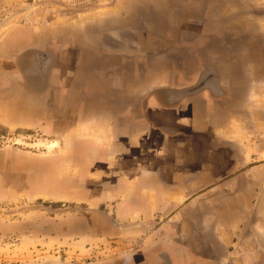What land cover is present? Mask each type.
Instances as JSON below:
<instances>
[{"label":"crops","instance_id":"0c3cea01","mask_svg":"<svg viewBox=\"0 0 264 264\" xmlns=\"http://www.w3.org/2000/svg\"><path fill=\"white\" fill-rule=\"evenodd\" d=\"M0 23V126L78 165L47 156L40 190L19 161L41 157L1 149L0 201L112 199L133 249L80 264H264V0H0Z\"/></svg>","mask_w":264,"mask_h":264},{"label":"rangeland","instance_id":"374dc122","mask_svg":"<svg viewBox=\"0 0 264 264\" xmlns=\"http://www.w3.org/2000/svg\"><path fill=\"white\" fill-rule=\"evenodd\" d=\"M26 58L19 59L16 69L21 76L36 75V71L33 70L37 65L36 60L28 59V55ZM37 71L41 73V70ZM43 75L46 76V73ZM62 142L61 138L49 136L39 129L0 126V150L38 154L41 157L34 164H29L24 159L19 161L23 167L19 171L21 178L26 179L31 175V179L40 190L43 188L45 191H52L53 185L48 182L51 158L48 159L47 156L57 155L56 159L59 161L55 172L57 178L63 179L66 177L65 174L76 172L78 165L71 167L68 164L69 160L63 156ZM26 189L28 188L23 187V191H19L17 195L0 201V264H62L65 259L80 264L95 257L122 256L133 249L134 234L130 229H126L132 226V222L127 220L119 222L110 211L112 199L90 208L83 204L53 200L46 196L29 197L24 193L27 192ZM171 208L168 206L164 211L163 220ZM95 220L102 224L104 230L98 233L93 230L96 225H101H92ZM81 226L84 230H80ZM116 228H121L118 229L120 236L111 234ZM149 228L148 225L143 226L141 232ZM188 233L184 239L186 246L193 247L192 238L196 239L195 230L192 228ZM140 242L141 240L138 241L139 244ZM187 253L191 255L189 250Z\"/></svg>","mask_w":264,"mask_h":264}]
</instances>
